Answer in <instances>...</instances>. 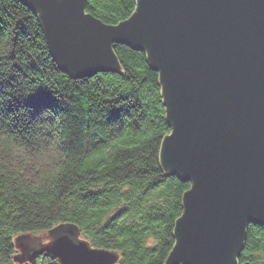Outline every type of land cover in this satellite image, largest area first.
Listing matches in <instances>:
<instances>
[{
  "label": "trees",
  "instance_id": "16d2710c",
  "mask_svg": "<svg viewBox=\"0 0 264 264\" xmlns=\"http://www.w3.org/2000/svg\"><path fill=\"white\" fill-rule=\"evenodd\" d=\"M137 0H87L116 26ZM120 70L75 78L55 61L40 18L0 0V264H29L18 244L76 225L118 264H167L193 183L167 174L172 134L160 73L118 44ZM31 264H58L40 257ZM238 264H264V225H248Z\"/></svg>",
  "mask_w": 264,
  "mask_h": 264
},
{
  "label": "water",
  "instance_id": "95a60500",
  "mask_svg": "<svg viewBox=\"0 0 264 264\" xmlns=\"http://www.w3.org/2000/svg\"><path fill=\"white\" fill-rule=\"evenodd\" d=\"M42 23L55 61L83 78L120 70L118 44L144 51L160 73L168 121L164 171L192 181L167 264H238L248 225H264V0H137L109 26L87 0H21ZM32 239L62 264H117L64 225ZM72 230V231H68Z\"/></svg>",
  "mask_w": 264,
  "mask_h": 264
},
{
  "label": "bare ground",
  "instance_id": "6f19581e",
  "mask_svg": "<svg viewBox=\"0 0 264 264\" xmlns=\"http://www.w3.org/2000/svg\"><path fill=\"white\" fill-rule=\"evenodd\" d=\"M162 147V146H161ZM76 228H78L76 225H74ZM60 228H62V229H64L65 227H62L61 225H59V226H57V227H54V228H52L50 231H56V230H59ZM79 229V228H78ZM68 231H72V230H68ZM25 244L28 246V250L25 252L27 255H28V253H30V252H32V251H34V250H40L41 249V247L40 246H38V244H35V245H29V242L26 240V242H25ZM20 246H19V244L17 243V250H19L20 251ZM102 250H105V249H102ZM112 252H114V251H112ZM119 256H120V254H118ZM45 255H42V254H40V255H38L37 256V259L38 258H40V257H44ZM46 257H48V256H46ZM49 258H52V257H50L49 256ZM53 259V258H52ZM54 260H56V259H54ZM24 261V260H23ZM58 262V261H57ZM26 263H29V262H26ZM29 264H31V263H29ZM58 264H62V263H59L58 262Z\"/></svg>",
  "mask_w": 264,
  "mask_h": 264
}]
</instances>
